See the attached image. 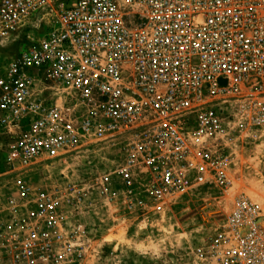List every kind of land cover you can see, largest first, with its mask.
<instances>
[{
    "label": "built area",
    "instance_id": "2783aa9c",
    "mask_svg": "<svg viewBox=\"0 0 264 264\" xmlns=\"http://www.w3.org/2000/svg\"><path fill=\"white\" fill-rule=\"evenodd\" d=\"M21 35L0 72L10 167L118 143L103 199L161 215L215 190L196 261L264 264V0H0V43ZM19 194L0 264H95V233L64 215L68 193Z\"/></svg>",
    "mask_w": 264,
    "mask_h": 264
},
{
    "label": "rangeland",
    "instance_id": "374dc122",
    "mask_svg": "<svg viewBox=\"0 0 264 264\" xmlns=\"http://www.w3.org/2000/svg\"><path fill=\"white\" fill-rule=\"evenodd\" d=\"M26 42L21 35L0 43V72ZM9 141L10 136L0 125V229L12 218L11 201L19 199V185L29 183L68 193L70 199L64 203V215L69 225L80 220L95 233L90 242L95 264H199L193 250L212 232L210 223L205 224L201 214L212 208L208 203L217 196L215 190H208V194L199 190L183 196L165 214L130 216L125 208H116L103 199L97 185L98 178L121 160L118 143L90 141L62 158L13 168L6 162ZM261 146L257 148L261 150ZM242 159L248 160L249 165L251 158ZM257 160L259 170H264V157ZM249 193L253 192L249 190ZM76 195L83 201L77 210L68 204Z\"/></svg>",
    "mask_w": 264,
    "mask_h": 264
},
{
    "label": "bare ground",
    "instance_id": "6f19581e",
    "mask_svg": "<svg viewBox=\"0 0 264 264\" xmlns=\"http://www.w3.org/2000/svg\"><path fill=\"white\" fill-rule=\"evenodd\" d=\"M240 186V185H239ZM249 192V191H248Z\"/></svg>",
    "mask_w": 264,
    "mask_h": 264
}]
</instances>
